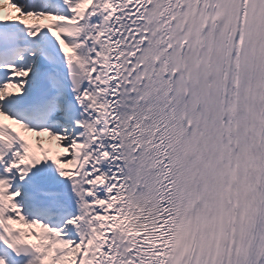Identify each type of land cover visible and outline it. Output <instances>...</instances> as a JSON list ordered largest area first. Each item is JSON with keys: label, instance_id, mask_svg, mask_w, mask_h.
<instances>
[{"label": "snow or ice", "instance_id": "6c2138e0", "mask_svg": "<svg viewBox=\"0 0 264 264\" xmlns=\"http://www.w3.org/2000/svg\"><path fill=\"white\" fill-rule=\"evenodd\" d=\"M0 264H264V0H0Z\"/></svg>", "mask_w": 264, "mask_h": 264}]
</instances>
